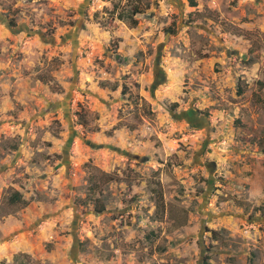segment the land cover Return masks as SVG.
Segmentation results:
<instances>
[{"label": "rangeland", "instance_id": "374dc122", "mask_svg": "<svg viewBox=\"0 0 264 264\" xmlns=\"http://www.w3.org/2000/svg\"><path fill=\"white\" fill-rule=\"evenodd\" d=\"M192 1L0 0V264H264V0Z\"/></svg>", "mask_w": 264, "mask_h": 264}, {"label": "trees", "instance_id": "16d2710c", "mask_svg": "<svg viewBox=\"0 0 264 264\" xmlns=\"http://www.w3.org/2000/svg\"><path fill=\"white\" fill-rule=\"evenodd\" d=\"M191 2H193L192 0H191ZM104 208H103V205H101V204H98V209L97 210H99V211H101V210H103ZM208 257H209V255H208ZM17 264H23L22 262H18Z\"/></svg>", "mask_w": 264, "mask_h": 264}]
</instances>
